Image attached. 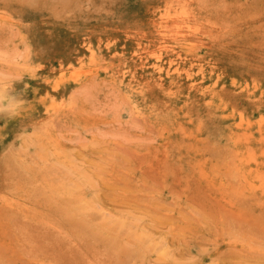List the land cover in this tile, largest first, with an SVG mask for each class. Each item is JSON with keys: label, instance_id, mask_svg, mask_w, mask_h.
Returning <instances> with one entry per match:
<instances>
[{"label": "rangeland", "instance_id": "obj_1", "mask_svg": "<svg viewBox=\"0 0 264 264\" xmlns=\"http://www.w3.org/2000/svg\"><path fill=\"white\" fill-rule=\"evenodd\" d=\"M169 3L0 0L27 102L0 119V264H264V0H195L144 66L128 35Z\"/></svg>", "mask_w": 264, "mask_h": 264}, {"label": "bare ground", "instance_id": "obj_2", "mask_svg": "<svg viewBox=\"0 0 264 264\" xmlns=\"http://www.w3.org/2000/svg\"><path fill=\"white\" fill-rule=\"evenodd\" d=\"M194 1L195 0H172V3L177 2V8L175 7L176 9H175L174 15L170 14L173 4L169 3L166 6V9L164 10L165 15H163L160 19L154 20L152 22V24L154 25V29L156 30V34L153 37H150L146 33H129L128 35L129 38L139 37V43H138L139 50L135 53V57H139V59L142 58V54L140 53V51H143V49H145V42H148V44H152V43H155L156 40H158L159 42H163V43H166L167 41H177L178 39H176V37L179 35L180 31L183 30L184 28L188 29L189 28L188 25L194 22L195 20L196 9L193 8ZM261 19L262 17L256 18V20H261ZM227 28L228 26L218 27L216 25L213 26L212 24H210L209 27H206L202 23L198 25L197 28H195L194 32L196 35H201L204 37H208L209 35H212L213 37H218L219 34L225 32ZM195 42H197L195 40V37L189 40V44L191 45L194 44ZM88 47L92 49L90 46ZM169 53H174V55L172 56H174L175 59L174 61L170 62L171 66H176V68L173 69L174 73L178 74L179 76L186 75L187 77H190L192 75L193 69L195 67H198L200 71V75H202V79H205V70L203 67L202 59L196 58L197 60L192 61V63H190L192 65L188 69L179 68L180 61H183L182 55L179 53H176V49L174 48H172ZM165 59L166 58H162L161 56L156 57L155 66L153 67L155 71H158L160 78L166 71L164 67ZM140 61L144 66H147L149 64L148 62L144 63L142 59ZM215 70H216L215 66H212L211 68L212 73H214ZM170 71L172 70H169V72ZM169 72L167 74H169Z\"/></svg>", "mask_w": 264, "mask_h": 264}, {"label": "clouds", "instance_id": "obj_3", "mask_svg": "<svg viewBox=\"0 0 264 264\" xmlns=\"http://www.w3.org/2000/svg\"><path fill=\"white\" fill-rule=\"evenodd\" d=\"M19 50L16 41L9 38L0 42V64L12 62V54ZM23 74H20L22 78ZM18 82L14 72H0V119L13 120L18 118L26 108L23 92L16 91L14 85Z\"/></svg>", "mask_w": 264, "mask_h": 264}]
</instances>
